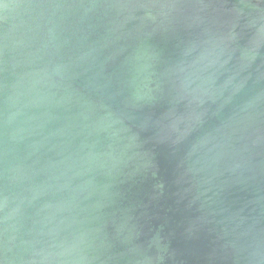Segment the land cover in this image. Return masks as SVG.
Listing matches in <instances>:
<instances>
[{"label":"water","instance_id":"1","mask_svg":"<svg viewBox=\"0 0 264 264\" xmlns=\"http://www.w3.org/2000/svg\"><path fill=\"white\" fill-rule=\"evenodd\" d=\"M0 264H264V0H0Z\"/></svg>","mask_w":264,"mask_h":264}]
</instances>
